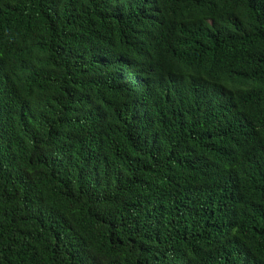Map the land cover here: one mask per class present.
Masks as SVG:
<instances>
[{
    "label": "trees",
    "instance_id": "trees-1",
    "mask_svg": "<svg viewBox=\"0 0 264 264\" xmlns=\"http://www.w3.org/2000/svg\"><path fill=\"white\" fill-rule=\"evenodd\" d=\"M0 264H264V0H0Z\"/></svg>",
    "mask_w": 264,
    "mask_h": 264
}]
</instances>
